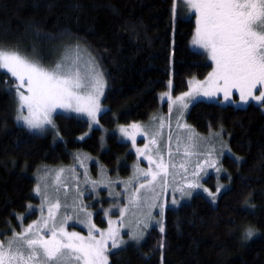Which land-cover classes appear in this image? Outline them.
<instances>
[{
    "label": "trees",
    "instance_id": "16d2710c",
    "mask_svg": "<svg viewBox=\"0 0 264 264\" xmlns=\"http://www.w3.org/2000/svg\"><path fill=\"white\" fill-rule=\"evenodd\" d=\"M195 29L193 17L174 15L173 0H0V47L19 49L48 67L71 42L95 52L107 79L99 123L108 130L166 115L167 104H160L158 94L169 78L177 96L190 78L208 76L212 63L190 46ZM14 84L0 70V240L19 230L21 214L28 212L25 223L36 216L29 210L36 202L34 174L40 166L68 167L84 152L111 176L123 177L135 159L129 144L113 133L101 145L99 128L77 139L88 130L79 116L56 113L55 129L44 134L17 124L9 90ZM185 121L201 135L226 133L215 169L221 163L223 182L217 184L227 188L216 193L218 185H211L215 202L197 192L167 208L164 232L150 228L142 241L111 251L109 264H264V113L252 103L234 107L197 100ZM217 173L210 172V178L218 179ZM94 220L105 225L99 212ZM248 226L256 235L244 240Z\"/></svg>",
    "mask_w": 264,
    "mask_h": 264
},
{
    "label": "rangeland",
    "instance_id": "374dc122",
    "mask_svg": "<svg viewBox=\"0 0 264 264\" xmlns=\"http://www.w3.org/2000/svg\"><path fill=\"white\" fill-rule=\"evenodd\" d=\"M174 7L177 8V13L173 12L174 15L179 14V16L185 18L193 17L197 28V17L195 14L188 13L186 6L175 3L173 0ZM195 35L196 29L192 35L190 46L203 52L212 63V68L214 69L215 64L209 58L208 53L192 44ZM62 48L60 55L52 66L43 65L51 69L54 68L56 63L64 61L65 57H68L67 63H72V60L79 55L80 60L77 66L83 74L89 72L90 64L95 71L102 74L104 88L103 94L99 97L101 111L96 114L97 123H93L86 115L65 111L64 109H56L51 116L53 125H45L43 129H29L23 120H17L18 115L27 116L29 113L26 107L20 106L19 96L16 94L15 88L12 87L9 90L13 93L15 99L14 119L16 123L23 125L34 133L44 134L50 129H55L54 115L56 113L79 116L88 122V130L79 134L77 139L82 140L89 134L91 129L99 128L101 130V145L105 146L107 136L113 133L119 141L129 144V150L134 154L135 159L133 160L134 162L129 164L130 173L123 177L117 174L116 176H111L110 173L105 172L99 166L101 164L96 162L97 158L94 160V158L84 152L77 153L68 167L40 166L34 174L35 185L33 193L36 197V202L29 203V205L31 204L30 213L32 214V211L36 212V216L30 219L28 223H25L24 217L28 212L21 214L22 216L19 217L18 221L19 230H14L13 235L25 232L28 226L32 225L33 227L27 235L29 239H35L37 235H42L47 239L51 235V230L59 231L61 227L67 233L76 232L85 237V239L88 238L89 231H91L96 239H100V234H107L111 228L117 232L116 238L118 240L126 241V244L130 242L138 243L130 238L133 236L139 238L141 235L144 238L146 236L145 233L152 227L160 232V225H163L167 208L178 207L180 204L189 201L191 196L197 192L209 196L204 189L213 192L211 190L212 186L217 187L218 185L221 190L227 188V185L222 187L220 183L217 184V182H223L222 176H224V172L221 169V163H219L218 167L220 169L217 173L218 179L214 175H212L213 178L211 179L210 175H208L210 172H217L215 167H210V163L216 162L218 156H223V151H220V149L222 147L225 148L223 145L226 143L224 141L226 133L221 130L212 131L206 136L195 132L185 121L186 112L192 103L197 100H204L221 105L230 104L234 107H245L252 103L260 106L264 113V101L257 102L253 99L242 101L240 92L237 89L232 90L228 100H225L222 91L217 92L212 97L204 96L203 92L208 90L206 83L208 76L201 80L190 78L188 89L177 96H173L172 80L169 78L165 89L158 94L160 104H167L168 112L166 115L156 114L149 121L133 122L127 125L118 124L113 129L108 130L101 127L99 123V116L105 109L102 100L106 90L107 79L97 55L90 48L79 42L65 44ZM8 75L15 81V84L19 83L10 74ZM20 90L25 95H28L26 87ZM90 90L91 86L89 85L87 89L80 90V94L86 95L87 91ZM260 91H264V86L258 85L257 89L253 90V95H259ZM165 93L168 95H164ZM185 93L192 94L191 96H185L183 99V103L187 104V108H182L180 101H177L174 105L173 101L176 100V97L183 96ZM169 95L172 98L171 100L168 99ZM133 124L139 125V129L131 128ZM161 125L163 126L161 127ZM121 127L128 130L129 136L126 137L120 132ZM133 135L135 136L134 141L131 138ZM153 139H156V144L152 143ZM146 145L147 148L145 147ZM138 149L140 151H137ZM161 156L164 162L169 165L167 188L163 187V177H158L157 183L152 188H140L141 184H145L151 179V176L145 178L141 174V170L143 172H148L149 170L152 172L157 171L155 163L150 164L146 157H151L158 163ZM173 164L175 165L174 168L171 167ZM181 165H184V167H181ZM202 170L207 171L206 176L198 172ZM191 182H198L201 187L190 189L187 185ZM37 187H39V192L36 191ZM180 188H183L184 191L176 190ZM137 189H140L138 193ZM188 192H191V195H187L186 193ZM134 194L136 196L135 203L133 202ZM209 198L212 200L211 196ZM173 199L178 201L176 205L171 203ZM57 204L59 207H53ZM50 208L54 213V218L49 216ZM96 212H99L105 221L104 226H100L95 222L94 215ZM45 222H47L46 227ZM145 224L149 225L147 229L144 227ZM92 225H95V228H92ZM13 235L0 240V242L4 243L5 249H7V242L12 239ZM143 238L139 239V242ZM111 243V239H108L107 245L109 248ZM72 264H75V262L73 261Z\"/></svg>",
    "mask_w": 264,
    "mask_h": 264
},
{
    "label": "snow or ice",
    "instance_id": "6c2138e0",
    "mask_svg": "<svg viewBox=\"0 0 264 264\" xmlns=\"http://www.w3.org/2000/svg\"><path fill=\"white\" fill-rule=\"evenodd\" d=\"M174 2L186 6L188 13L196 15L197 28L192 44L204 49L215 64L213 71L208 74L206 81L208 90L204 91L203 95L212 97L222 91L225 100H228L232 90L237 89L242 101L249 99L264 101V91H260L259 95H253V90L257 89L258 85L264 86V0H174ZM75 6L79 7L78 4ZM173 12L177 13L176 7L173 8ZM67 60L68 57H65L64 61L56 63L54 68L49 69L39 59L22 55L19 49L0 47V70L19 82L11 87L15 88L19 96L20 106L26 107L29 113L27 116L18 115L17 120H23L29 129H43L45 125H53L51 116L56 109L86 115L93 123H97L96 114L101 111L99 97L103 94L104 88L102 74L95 71L91 64L89 72L83 74L77 66L79 55L72 63H67ZM89 85L91 90L87 91L86 95H81L80 90L87 89ZM25 87L28 95L20 90ZM191 95L185 93L176 97L173 104L180 101L181 107L187 108L183 99ZM168 99H172L170 95ZM139 127L136 124L131 125L133 129ZM120 132L126 137L129 136L128 130L124 127L120 128ZM131 138L135 140L134 135ZM152 143L156 144V139H153ZM145 147L147 148V145ZM146 158L150 164L155 163L157 171L141 170L145 178L151 176V179L141 184L140 188H152L158 177H163V187L167 188L169 165L164 162L162 156L158 163L151 157ZM239 159L237 158L238 161ZM171 167L174 168L175 165ZM210 167H215L214 161L210 163ZM216 171L219 172L220 169L217 168ZM187 187L198 189L201 185L198 182H191ZM139 190L137 189V193ZM176 190L184 191L183 188ZM36 191L39 192V187ZM204 191L208 192L215 202L216 193H219L221 188L217 187L216 193L208 189ZM186 194L191 195V192ZM133 202H136L135 194ZM171 203L176 205L178 201L173 199ZM245 205L254 207L248 205V201H245ZM49 216L54 218L51 208ZM32 227L29 225L25 232L14 234L7 242V249L4 248V243L0 242V264H72L73 261L75 264H109L108 254L111 250H119L127 243L118 240L117 232L111 228L107 234L101 233L100 239H96L91 231L85 239L76 232L67 233L63 227L59 231L51 230V235L47 239L42 235L29 239L27 235ZM91 227L95 228V225ZM144 227L147 229L149 225L145 224ZM160 231L164 232L162 224ZM254 235H256L254 228L251 226L244 228V240H249ZM142 238L143 235L130 239L139 242ZM108 239L112 241L110 248L107 245ZM159 246L163 248V242Z\"/></svg>",
    "mask_w": 264,
    "mask_h": 264
}]
</instances>
